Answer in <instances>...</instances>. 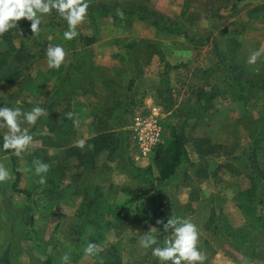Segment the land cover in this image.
<instances>
[{
	"label": "rangeland",
	"instance_id": "374dc122",
	"mask_svg": "<svg viewBox=\"0 0 264 264\" xmlns=\"http://www.w3.org/2000/svg\"><path fill=\"white\" fill-rule=\"evenodd\" d=\"M235 1L90 0L71 41L64 40L68 26L54 10L38 34L21 18V29L6 40L0 36V107L46 110L36 125H22L33 143L14 155L17 188L28 195L12 189L13 150H0V165L10 173L0 183V264H100L115 256L122 264H159L139 238L156 227L162 246L170 233L157 221L176 217L197 226L205 264H264L259 222L238 206L243 202L264 217V0ZM139 3L182 32L125 12ZM57 44L65 61L49 69L46 50ZM15 68L20 78L7 84L3 76ZM153 105L162 113L159 143L169 137L176 111L187 112L188 157L166 182L156 179L155 152L142 157L130 132L133 119ZM101 133L110 134L109 146L95 151L87 141ZM81 139L79 157L71 148ZM207 144L220 147L201 152ZM37 163L48 165L43 184ZM121 208L128 209L127 220L118 216ZM89 243L100 250L85 254Z\"/></svg>",
	"mask_w": 264,
	"mask_h": 264
},
{
	"label": "clouds",
	"instance_id": "9594fccd",
	"mask_svg": "<svg viewBox=\"0 0 264 264\" xmlns=\"http://www.w3.org/2000/svg\"><path fill=\"white\" fill-rule=\"evenodd\" d=\"M90 0H0V35L11 29L17 28V22L25 18L31 22L30 28L33 34H38L43 17L51 15L53 10L67 23V30L63 33L64 40L71 41L77 36V26L83 23L88 16ZM123 15V13H119ZM47 65L49 69H59L65 61L66 51L63 46L57 44L49 46L46 50ZM259 52L249 57L248 63L256 62ZM46 115V110L35 106L30 111H23L20 107H0V129L2 134V149L13 150L12 154L20 156L28 150L33 143V136L29 134L28 127L36 125L37 121ZM72 113H67L68 119ZM74 124L76 121H73ZM75 146L84 148L85 140L76 141ZM48 171V165L37 163L36 175L40 176L39 183H45L41 173ZM10 173L0 165V183L8 180ZM163 224V233H170L160 246L159 236L162 233L158 228L151 227L139 238V245L144 250H151V255L159 264H205L206 254L199 250V231L197 226L188 219L179 217L169 218ZM100 249L94 243H89L84 249L85 254L92 255ZM67 261L68 257L63 258Z\"/></svg>",
	"mask_w": 264,
	"mask_h": 264
},
{
	"label": "trees",
	"instance_id": "16d2710c",
	"mask_svg": "<svg viewBox=\"0 0 264 264\" xmlns=\"http://www.w3.org/2000/svg\"><path fill=\"white\" fill-rule=\"evenodd\" d=\"M242 1H248V0H236L234 5H236L237 2H242ZM264 7V4H263ZM127 14H131V15H136L139 18H151L152 22L156 25L159 26L161 29H165L168 30L172 33H177L179 34V30L177 29H172L170 28L169 25H167L169 23V19H167L164 15L159 14L157 11L151 9L149 6L139 3L137 5H132L129 8H127V10L125 11ZM24 25L18 21L17 22V28L11 29L8 32L0 35L2 36V38H4L5 40L10 38L12 32L14 30H19L23 27ZM184 34H186L185 32H183ZM86 42H91L93 40V38L91 37H85ZM133 46L132 43H129L126 45V51L127 53L130 51L131 47ZM19 51L21 52L22 55L26 54V49L24 45H21L19 48ZM5 66V59H4V55L3 53H0V68H3ZM131 72H132V76L129 80L128 83V89L130 90L132 88V85L134 83V68L131 67ZM20 71L19 69L15 68L14 70H10L7 72V74L5 76H3V80L7 83V84H14V82L20 78ZM184 113H187L184 110H179L176 111V115H177V120L175 125H173L171 127V132L168 138H166L163 142L158 143L154 149L155 155H154V163L156 165V169H157V176L156 179L159 180L160 182H166L168 180H170L176 173L177 168L183 163L184 160L187 159L188 155H187V151L185 148V142H186V136L184 135L183 132V127H184V123L182 122V117L184 116ZM110 134L109 133H101L99 135L93 136L92 138H90L87 142L90 148H92L93 150L97 151L100 150L102 148L108 147L109 146V140H110ZM256 142V141H255ZM3 141L0 139V146H2ZM256 144V143H254ZM220 146L219 145H213V144H207L206 147L204 149H202L201 152H205V153H214ZM72 150H74L78 156L80 157V149L76 146H73L71 148ZM0 150L3 152H7V153H11V150H3L2 147H0ZM10 162L12 164V168L15 174V179L14 182L12 184V189L15 192H19V193H23L28 195L27 191H22L20 189L17 188L18 186V182H19V178H20V174L19 172L16 170V162H15V157L13 154H10ZM247 167L251 173L252 179L255 178L256 175V154H255V148L254 147H250L249 152H248V156H247ZM239 208L241 209V211L244 214H251L254 216V219H256L259 222L258 225V229L260 231V233L264 234V217L262 216H256L255 215V210L250 206V205H245L243 202H241L239 205ZM118 216L121 217L122 219H128L129 218V214H128V209L126 208H121L118 212ZM81 226H79V230H80ZM80 233L82 234L83 232L80 230ZM221 237H223L225 239V237L220 234ZM80 237L78 239V243L76 246L81 245L82 243H80L81 241ZM100 264H122L121 259L119 258V256H115L114 258L110 259V260H106Z\"/></svg>",
	"mask_w": 264,
	"mask_h": 264
},
{
	"label": "built area",
	"instance_id": "2783aa9c",
	"mask_svg": "<svg viewBox=\"0 0 264 264\" xmlns=\"http://www.w3.org/2000/svg\"><path fill=\"white\" fill-rule=\"evenodd\" d=\"M162 130V113L157 106H151L148 112L139 114L133 119L130 132L142 157L153 154L161 140Z\"/></svg>",
	"mask_w": 264,
	"mask_h": 264
}]
</instances>
